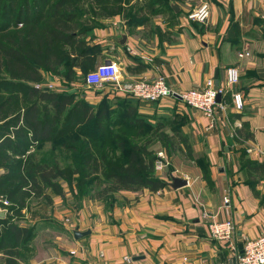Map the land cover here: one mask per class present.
I'll use <instances>...</instances> for the list:
<instances>
[{"label": "crops", "instance_id": "1", "mask_svg": "<svg viewBox=\"0 0 264 264\" xmlns=\"http://www.w3.org/2000/svg\"><path fill=\"white\" fill-rule=\"evenodd\" d=\"M202 1L209 5L207 20H188L186 14ZM168 4L172 13H178L173 23L167 13L154 15L151 25L136 27L119 14L103 19V27L94 29L93 42L101 47L95 67L115 62L123 82L161 75L174 93L201 88L208 77L213 86L224 87L225 68H236L238 81L219 96L223 109L212 123L172 98L136 101L140 112L155 123L166 125L173 115L184 117L182 132L192 153L206 157L212 187L202 180L193 160L174 154L155 173L166 182L164 187L154 192L121 190L111 208L90 199L76 208H59L53 199L47 204L40 198L53 207L39 216L22 210L20 224L34 226L35 235L33 255L20 264H224L231 253L225 243L208 235V216L232 221L236 246L244 238L264 233V176L255 184L254 195L236 170L238 147L264 169V152H245L248 146L264 151V21L258 17L264 0H170ZM121 33L126 36L124 44L119 43ZM48 83L53 84L49 89L60 91L57 81L46 75L44 87ZM84 87L75 80L66 90L84 93L87 99L91 90ZM236 92L240 109L231 103ZM242 123L249 137L241 135L237 143L227 145ZM172 176L186 184L170 188ZM75 230L89 232L76 238Z\"/></svg>", "mask_w": 264, "mask_h": 264}, {"label": "trees", "instance_id": "2", "mask_svg": "<svg viewBox=\"0 0 264 264\" xmlns=\"http://www.w3.org/2000/svg\"><path fill=\"white\" fill-rule=\"evenodd\" d=\"M169 1L0 0V195L11 203L0 218V264H20L33 255L35 229L20 224L22 210L30 198L50 204L51 194L62 195L59 181L71 190L74 183L80 195L107 208L117 203L115 193L121 190L164 187L153 168L155 142L193 160L212 187L206 157L192 153L182 132L183 116L173 115L167 135L136 102L126 104L131 97L115 98L120 112L110 120L103 101L93 104L84 93L44 87L46 75L55 74L86 85L85 76L101 54L100 44L93 42L94 29L103 27L98 17L119 14L136 27L167 13L171 22L178 13H172ZM234 134L227 145L249 137L246 124ZM236 152V170L256 195L263 166L243 148Z\"/></svg>", "mask_w": 264, "mask_h": 264}, {"label": "built area", "instance_id": "3", "mask_svg": "<svg viewBox=\"0 0 264 264\" xmlns=\"http://www.w3.org/2000/svg\"><path fill=\"white\" fill-rule=\"evenodd\" d=\"M209 5L206 1L200 2L196 7L186 14V18L198 23H204L209 17ZM259 19L264 21V8L261 9ZM247 55V53H243ZM241 56V54H238ZM225 79L223 86H213L212 78L208 77L204 80V85L201 88H190L184 91L174 93L164 81L161 75L152 79L141 78L128 82L120 80L118 66L115 62H104L97 65L93 70L88 72L85 76V84L89 87L102 86L110 83L113 86V91L119 95L131 97L135 99L144 100L147 102L159 101L164 98L175 97L173 94L179 96V100L185 106L199 111L206 117L209 123H212L215 113L223 109L222 103L215 100L216 95L221 94L226 90V87L236 84L238 81V72L234 67L225 68ZM52 82V81H49ZM39 85H36L38 87ZM52 83H48L47 88L52 87ZM231 103L235 109H240L242 101L239 93L231 94ZM246 154H258L264 151L256 147L248 146L245 149ZM167 165V160L162 150L155 153L154 171H162ZM223 203L227 202L226 198L222 199ZM10 201L7 198L0 197V211L5 215L9 213ZM68 221V219H66ZM208 235L222 243H225L231 256L227 263L224 264H264V233H261L254 238H244L240 241L241 251L238 253L236 242L233 240V225L229 218L217 220L213 216H208L207 223ZM128 258V257H126ZM233 259V260H231ZM204 264H210L208 262Z\"/></svg>", "mask_w": 264, "mask_h": 264}, {"label": "rangeland", "instance_id": "4", "mask_svg": "<svg viewBox=\"0 0 264 264\" xmlns=\"http://www.w3.org/2000/svg\"><path fill=\"white\" fill-rule=\"evenodd\" d=\"M133 10H137V8H134ZM98 18H100V21L104 19L103 17H98ZM115 56H116V54H115ZM53 79L55 81H57V85H59V87H61L59 89L60 91H68L66 89L69 87L70 83L65 79L64 74L63 75L62 74L61 75L55 74V75H53ZM63 85H65L67 87L64 88ZM84 86L85 87L83 88V90H91V91H88L89 96H88L87 100L93 104H98V103L103 101L106 105V108H107V116L109 117L110 120L115 119L120 112V107L115 102V98H117V96L119 97V95H117L113 91V86L110 83L103 84L102 86H97V87L96 86L89 87L87 85H84ZM133 100L134 99L130 98L129 100H127L126 104L134 106L136 101L135 100L133 101ZM156 123H158V122H156ZM158 124H160V123H158ZM160 125H162V124H160ZM163 127H164V131L166 132V134L169 135L170 130H169L168 123L166 125H163ZM158 150L163 151V154H164L167 162H168L169 157H171V155H174V154H181L182 155L183 154V153H180L177 151L176 152L173 151V152L169 153L168 150H166L162 144H160L159 142H155L154 143V151H155L154 153H156V151H158ZM182 156H184V154ZM154 172L156 173V171H154ZM59 182H60L61 186L63 187V191H62V195L52 194V197H53L52 199L56 203V204H54V207L58 206L59 208L62 207V208H68V209H71L73 207L76 208V207L80 206L81 202H86V200L89 199V198H87V195H80L77 192L76 187L74 186L75 185L74 183L72 184L73 189L71 190L65 182H63V181H59ZM0 197H4V196L0 195ZM4 198H7V197H4ZM39 201H40V198L28 199L26 201L27 203H26L23 211L25 210L26 214L34 216V215H38V214L41 215V214H43V211L46 212L47 210H50V208L53 207V205L51 207H48L47 205H45L44 203H41ZM10 206H11V203H10ZM29 219L33 220L30 217H29Z\"/></svg>", "mask_w": 264, "mask_h": 264}, {"label": "water", "instance_id": "5", "mask_svg": "<svg viewBox=\"0 0 264 264\" xmlns=\"http://www.w3.org/2000/svg\"><path fill=\"white\" fill-rule=\"evenodd\" d=\"M172 7H173V6H172ZM173 8H174V7H173ZM174 9H175V8H174ZM125 41H126V36H125L124 33H121V39L119 40V43L124 44ZM107 62H109V61H107ZM173 96H174L175 98L179 99V96H178V95L173 94ZM215 100H216V101L219 100V95H218V94L216 95ZM185 184H186V180H185V179L180 178V177H174V176L170 177V179H169V181H168V183H167V185H168L170 188H172V189L179 188V187H181V186H184ZM4 216H5V214H4L2 211H0V218H3ZM88 232H89V231L79 232V231L75 230V231L73 232V234H74V236H75L76 238H78L79 236H83V235H85V234L88 233ZM237 250H238V253L240 254V251H241V244H240V243L237 245ZM231 260H233V259H231Z\"/></svg>", "mask_w": 264, "mask_h": 264}]
</instances>
